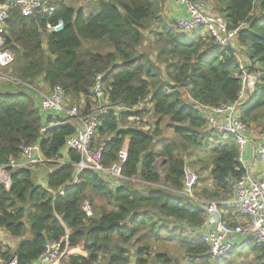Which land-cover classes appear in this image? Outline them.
Instances as JSON below:
<instances>
[{
	"label": "trees",
	"instance_id": "1",
	"mask_svg": "<svg viewBox=\"0 0 264 264\" xmlns=\"http://www.w3.org/2000/svg\"><path fill=\"white\" fill-rule=\"evenodd\" d=\"M75 1H48L51 12L37 9L31 15L8 8L5 45L14 58L7 70L33 87L60 85L66 99L82 105L83 112L93 104L89 88L102 73L107 101L120 103L124 110L100 117L93 144L104 142V167L115 163L119 150L126 148L124 178L111 182L83 170L72 183L80 156L65 149V141L76 133L75 123L41 132L44 120L35 91L21 86L12 93L7 84L0 85V166L22 159L21 147L32 144L39 146L43 158L66 161L47 172L45 186L36 181L31 165L9 169V187L0 183V230L17 242L13 248L2 243L1 256L32 262L46 240L68 232L70 244H81L85 255H67L62 264H180L162 248L173 242L190 260L233 264L208 256L200 235L205 212L176 190L182 188L183 167L193 147L210 148L209 161L202 162V168L209 169L210 187L197 189L201 197L229 196L230 177L244 173L234 141L214 130L203 132L205 118L196 104L215 106L238 99L241 55H250L251 61L243 62L248 70L264 71V0H212L215 12L224 13L228 29H237V49L222 48L203 29L177 31L163 13L166 0H87L80 7ZM59 22L62 29L52 30ZM185 85L191 99H181ZM254 89L240 108L241 117L247 124L262 126L264 72L257 75ZM60 114L54 115L55 121ZM144 114L155 118L153 130L152 123L142 121L139 125L147 129L126 126L128 119L141 120ZM163 117L172 129V140L159 130ZM157 158L162 160L158 167ZM134 177L143 188L134 187ZM198 177L199 183L205 182ZM85 200L91 216L82 209ZM113 221L119 224L107 227ZM248 247L253 255L249 264H263L264 245ZM233 253L240 256L243 251Z\"/></svg>",
	"mask_w": 264,
	"mask_h": 264
},
{
	"label": "built area",
	"instance_id": "2",
	"mask_svg": "<svg viewBox=\"0 0 264 264\" xmlns=\"http://www.w3.org/2000/svg\"><path fill=\"white\" fill-rule=\"evenodd\" d=\"M48 1L55 0H16L11 6L18 7L22 15H31L37 9L51 12L54 8L45 4ZM176 1L184 6V16L173 20L180 33L190 34L203 29L222 48L225 49L231 45L233 49H237L235 45L237 29H228L225 19L220 14L210 12L201 0ZM1 5L4 4L0 3ZM8 8L0 11V85L7 84V88L14 93L21 86L33 90L31 85L14 77L7 70L14 58L12 51L5 45L4 20L7 17ZM61 29V22L52 27L54 31ZM263 72L250 71L244 64H240L239 77L242 80V90L236 101L215 106L196 104L205 118L203 132L214 130L232 136L238 149L237 162L244 169L241 176L230 177V195L213 200L198 195L199 178L196 171L188 164L183 167V185L181 190H176V192L194 201L205 212L200 235L208 245V256L212 259L228 258L232 251H242L254 243L264 245V130H250L249 125L242 120L240 112L241 106L255 93L257 75ZM102 78V73L97 74L94 84L89 88V94L95 106L91 105L86 112H83L82 105L67 107L65 92L60 85L48 89L47 93H40L38 97V108L44 120L41 132L53 129L64 122H74L77 127L76 133L70 135L65 141V149L74 150L80 156L79 160L74 163L76 172L72 183L77 180V176L83 170L97 172L111 182L124 178L121 167L127 158L126 148L119 150L115 163L110 167H104L101 158L104 142L93 145V139L100 125V117L108 111L116 116L124 110L120 103L107 101ZM186 87L188 85L183 86V88ZM188 97L191 99L189 95ZM56 113H61V118L55 121ZM47 118L51 121L45 122ZM247 146L251 148L249 156L246 152ZM21 151L22 159L17 161L12 159L9 164L0 166V181L4 182L6 187L10 184L9 169L44 162L66 163L65 160L43 158L37 144L23 145ZM139 181L142 183L140 179ZM59 193L62 191L60 190ZM82 209L87 216L92 215L91 205L87 200L83 202ZM225 213L237 217V221L227 222ZM74 254L85 255V251L81 244H70L69 235L66 232L57 240H46L43 251L32 262L20 263L16 255L5 259L0 253V264H62L65 256Z\"/></svg>",
	"mask_w": 264,
	"mask_h": 264
},
{
	"label": "rangeland",
	"instance_id": "3",
	"mask_svg": "<svg viewBox=\"0 0 264 264\" xmlns=\"http://www.w3.org/2000/svg\"><path fill=\"white\" fill-rule=\"evenodd\" d=\"M85 1H87V0H76L75 1V4L79 5V7H80L83 3H85ZM201 1H203L206 4V6H207V8H208V10L210 12L216 13L215 10H214V8H213L214 4L212 3V0H201ZM256 13H259V12H256ZM221 16L224 18V13H221ZM175 28H176V26H175ZM176 30H177V28H176ZM150 55H151L152 58L154 57V53H150ZM240 64H244V63L243 62H239V65ZM160 66H162V65H160ZM33 90L36 92V94H37L38 97H40V95H39L40 93L44 94V93H47L48 92V89L45 86H43V85H38L37 87H33ZM10 91L12 93H14L11 89H10ZM180 96H181V99H187V98L189 99V97L187 95V90H185V88H182V92H180ZM66 105H67V107H71L73 105L78 106L77 104L70 103V100L69 99H66ZM92 105L95 106V103L93 102ZM140 121H142L143 123H148V124L149 123H152L151 124V128H149V129L150 130H153L154 129L156 120H155L154 117H151V114H146V115L144 114L143 117L141 118V120L138 119V118L137 119H135V118L128 119V124L126 126L129 127V126L135 125V126H138V127L142 128L144 126L139 125ZM166 123H167V118L166 117H163L162 120L159 123V130L162 131L163 136H164L165 139L172 140L173 137H174L173 136L172 129L171 128H167L165 126ZM248 125H249L248 128L250 130H258V129L264 130V123H263V125L261 127L260 126L259 127H255V125L252 124V123H248ZM144 128L147 129V127H144ZM96 139H98V137L95 135V137L93 139L94 143H96ZM223 139H227L230 142L233 141V137L230 136V135H224ZM216 142L217 143L221 142V139L218 138ZM190 150H191L192 155L190 157H188V156L186 157V163L188 165H190L193 170L196 171L197 175H200L201 177H203L202 179H206L204 183H202V184L199 183L198 184V188L197 189H199L202 185H207V187H210V185L208 183V181H209L208 180V178H209V173H208L209 169L208 168L207 169L202 168V166H203L202 165V162L209 161L208 160V157L210 155V152H209L210 151V148L209 149H206V150H204L203 148L197 150V148L193 147ZM198 160H200V162H197L195 164H192V161L195 162V161H198ZM161 161H162L161 159L157 158L155 160V166L158 167L160 165ZM48 165L52 166V168L55 167L54 166L55 163L48 164ZM47 167H49V166H46L45 168H47ZM34 175H35L34 177H35L36 180H40L39 179L40 178V171H34ZM132 181H133L134 187L143 188L142 183L138 182L139 181L138 178H135L134 177L132 179ZM0 183H3L4 184V182H2V181H0ZM225 215H226V221L229 222V223H233L234 221L237 220V217H235L233 215H230L229 213H225ZM0 239H1V242L2 243H5V244L8 243L7 240H5L3 237H1ZM7 239L9 241H11V238L10 237H8ZM162 248L163 249H166L170 254L176 256L179 259L180 264H204V263H202V261L200 259L192 258L190 260V258L187 257V255H185L184 251L178 246V243L177 242H173L172 244H169L168 246H164ZM248 249H249L248 246L245 247L242 250L243 251V254L240 255V256H238L235 253H233V254L230 253V255L228 256V259L227 258H225V259H227L228 261H230L233 264H249V263H251V261H253V259H252L253 255L249 254ZM262 263L264 264V259H263V262ZM208 264H213V260L210 261Z\"/></svg>",
	"mask_w": 264,
	"mask_h": 264
},
{
	"label": "crops",
	"instance_id": "4",
	"mask_svg": "<svg viewBox=\"0 0 264 264\" xmlns=\"http://www.w3.org/2000/svg\"><path fill=\"white\" fill-rule=\"evenodd\" d=\"M183 8H184V6L180 5L179 3H177L176 0H166L165 3L163 4L162 10H163V13L165 14V16L167 17V19L175 20L176 18H179L180 16H182V17L184 16L183 15L184 14V9ZM203 31H205V30H203ZM246 60H247V57L241 55L240 59H239V62H245ZM246 152H247L248 156H249V153L251 154V148L249 146L246 147ZM248 162H250V160H248ZM46 166H49V167L45 168ZM32 167H33V174H34V171H40V178H39L40 180H36V181L39 182L40 184H42L43 186H45V176H46L47 172H49L51 169H53L52 166H50V165H48L46 163H40L38 165H33ZM236 221H234V222H236ZM1 237H3L8 242L7 244H5V246H11L13 248L15 246L16 242H17V239H15L13 237H10L3 230H0V238ZM8 237L11 238V241H9L7 239ZM1 244H2V242H1V239H0V245Z\"/></svg>",
	"mask_w": 264,
	"mask_h": 264
},
{
	"label": "water",
	"instance_id": "5",
	"mask_svg": "<svg viewBox=\"0 0 264 264\" xmlns=\"http://www.w3.org/2000/svg\"><path fill=\"white\" fill-rule=\"evenodd\" d=\"M15 1L16 0H6L5 3H4V5H1L0 6V11L6 9L7 7H10ZM228 48L233 49V47L231 45H228ZM247 58H248L249 61H251V58H250V55L249 54H247ZM118 224H119L118 221H113V222L109 223L107 225V227L113 226V225H118Z\"/></svg>",
	"mask_w": 264,
	"mask_h": 264
},
{
	"label": "clouds",
	"instance_id": "6",
	"mask_svg": "<svg viewBox=\"0 0 264 264\" xmlns=\"http://www.w3.org/2000/svg\"><path fill=\"white\" fill-rule=\"evenodd\" d=\"M178 31V30H177ZM248 101V100H247ZM245 104V103H244ZM255 127H259V126H255ZM261 127V126H260ZM224 135V134H223Z\"/></svg>",
	"mask_w": 264,
	"mask_h": 264
}]
</instances>
